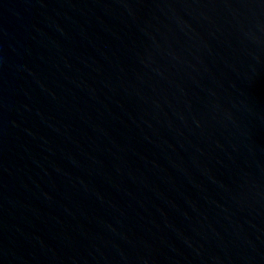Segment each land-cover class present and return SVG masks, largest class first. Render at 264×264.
Segmentation results:
<instances>
[{
    "label": "water",
    "instance_id": "1",
    "mask_svg": "<svg viewBox=\"0 0 264 264\" xmlns=\"http://www.w3.org/2000/svg\"><path fill=\"white\" fill-rule=\"evenodd\" d=\"M0 264H264V0H0Z\"/></svg>",
    "mask_w": 264,
    "mask_h": 264
}]
</instances>
